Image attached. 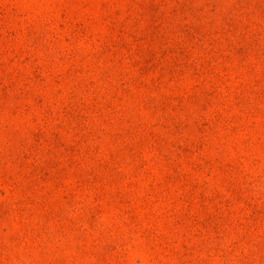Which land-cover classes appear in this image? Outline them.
Instances as JSON below:
<instances>
[{"label": "rangeland", "instance_id": "1", "mask_svg": "<svg viewBox=\"0 0 264 264\" xmlns=\"http://www.w3.org/2000/svg\"><path fill=\"white\" fill-rule=\"evenodd\" d=\"M0 264H264V0H0Z\"/></svg>", "mask_w": 264, "mask_h": 264}]
</instances>
